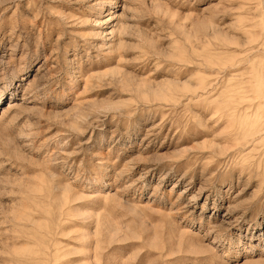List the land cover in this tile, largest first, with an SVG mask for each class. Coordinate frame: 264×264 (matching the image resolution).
Segmentation results:
<instances>
[{
	"label": "rangeland",
	"instance_id": "1",
	"mask_svg": "<svg viewBox=\"0 0 264 264\" xmlns=\"http://www.w3.org/2000/svg\"><path fill=\"white\" fill-rule=\"evenodd\" d=\"M0 264H264V0H0Z\"/></svg>",
	"mask_w": 264,
	"mask_h": 264
}]
</instances>
